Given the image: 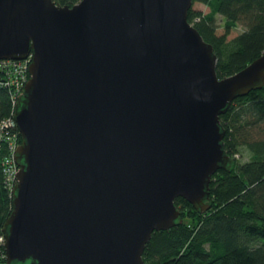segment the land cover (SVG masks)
<instances>
[{"label":"water","instance_id":"1","mask_svg":"<svg viewBox=\"0 0 264 264\" xmlns=\"http://www.w3.org/2000/svg\"><path fill=\"white\" fill-rule=\"evenodd\" d=\"M193 2L0 0V61L33 57L6 264H145L178 198L210 210L221 116L264 88V55L220 79Z\"/></svg>","mask_w":264,"mask_h":264},{"label":"trees","instance_id":"2","mask_svg":"<svg viewBox=\"0 0 264 264\" xmlns=\"http://www.w3.org/2000/svg\"><path fill=\"white\" fill-rule=\"evenodd\" d=\"M74 6L82 0H56ZM208 13L192 9L189 22L218 57L220 79L232 76L264 55V0H194ZM225 20L218 34L217 18ZM243 31L228 41L232 31ZM9 89L0 86V124L12 115ZM226 130L224 148L233 159L230 170H220L211 182V208L196 210L182 198L175 201L182 223L154 232L145 264H264V88L236 99L221 116ZM247 153L249 160L239 162ZM13 211V198L0 166V238ZM0 264H6L0 243Z\"/></svg>","mask_w":264,"mask_h":264},{"label":"built area","instance_id":"3","mask_svg":"<svg viewBox=\"0 0 264 264\" xmlns=\"http://www.w3.org/2000/svg\"><path fill=\"white\" fill-rule=\"evenodd\" d=\"M32 60L33 57L30 55L25 60L0 61V86L10 90L13 102L12 115L0 124V166L4 175V182L12 198L18 185L20 172L16 155L22 144V136L16 121V110L24 95L25 86L31 78L30 65ZM0 243L2 246L5 245V236L0 238ZM4 257L6 258V253Z\"/></svg>","mask_w":264,"mask_h":264},{"label":"rangeland","instance_id":"4","mask_svg":"<svg viewBox=\"0 0 264 264\" xmlns=\"http://www.w3.org/2000/svg\"><path fill=\"white\" fill-rule=\"evenodd\" d=\"M192 9L202 10V11H204V13H208L209 12V8L207 6H205L204 4H201V3H197V2H193ZM217 25H218V34L222 35L225 32V20L223 19L222 16H218ZM243 30L244 29L241 26H239L238 28L233 30L231 35L228 37V41H231L233 38L238 36ZM238 160H239L240 163L241 162H247L249 160V156L245 152L244 153V157L243 158L242 157H238Z\"/></svg>","mask_w":264,"mask_h":264}]
</instances>
